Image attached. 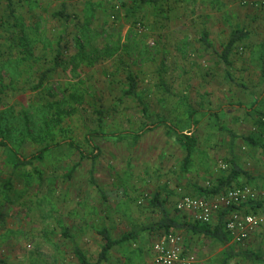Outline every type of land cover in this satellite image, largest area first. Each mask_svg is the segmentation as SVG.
<instances>
[{
	"label": "rangeland",
	"instance_id": "374dc122",
	"mask_svg": "<svg viewBox=\"0 0 264 264\" xmlns=\"http://www.w3.org/2000/svg\"><path fill=\"white\" fill-rule=\"evenodd\" d=\"M242 1L12 0L10 16L0 0V264H78L68 227L92 245L91 262L108 264L86 236L107 224L116 237L132 227L121 252L138 264L134 251L163 234L138 230L157 218L155 193L171 208L211 193L228 171L222 138L264 127V10ZM235 30L246 37L225 67ZM127 71L142 104L125 94ZM188 132L197 144L183 170L177 135Z\"/></svg>",
	"mask_w": 264,
	"mask_h": 264
},
{
	"label": "crops",
	"instance_id": "0c3cea01",
	"mask_svg": "<svg viewBox=\"0 0 264 264\" xmlns=\"http://www.w3.org/2000/svg\"><path fill=\"white\" fill-rule=\"evenodd\" d=\"M261 126H264V124H261ZM234 133L235 132L229 131V137L224 136L222 138L223 143L226 144L224 150L225 152L223 153L222 157H225L228 166V171L224 173L225 176L222 178L230 177V174L234 171L233 165L235 170H240L239 172H236L235 176H231V185L246 184L253 188L260 195V203L262 207L259 208L254 205L252 211L260 212L264 206V127L258 128L254 136ZM214 168L216 169V167ZM220 179L218 180V183L220 182ZM155 197L159 199V202L161 205H163L169 217L181 226L180 228H172L168 232H165L163 229H158V225L161 223L163 215L159 207H155L153 204L152 200ZM180 198H178L176 202ZM163 200V197L159 193H155L151 197L149 205L151 206V210L156 214L154 217L157 218H154L155 220L153 219V221L143 227V229L141 227L138 228V230H148L151 232L163 231L162 235L154 236V240L151 242L148 250L147 246L144 247V249H141V245L139 248L140 250L134 251V255H139L140 261L138 264H145L151 259L152 246L163 235L169 232L176 233L182 237L184 252L188 256L193 257V264H264V225L256 229L245 242L236 244L226 232L224 224L226 242H222L220 239H217L211 234H203L201 232H195L191 230L188 225L196 223L191 217V214L178 212L175 208L176 202L174 203V208H171V206L166 205ZM247 210L250 209L247 208ZM124 221L126 224L129 223L126 220ZM219 221V214H215L211 222L208 224L210 228L209 230L212 231L215 226L219 225ZM184 224H187L188 227H182ZM84 227L85 232L87 230L88 232L89 230L92 231V229L89 228L86 223H84ZM62 231V235L70 241L71 247L72 242H74L82 250L86 257H89L90 254L93 253V248L90 249L92 246L91 244L85 246L86 248L84 247L82 241H87V239L85 240V236L81 237L82 241H80L79 238H77V235L71 231V228L68 227ZM103 231L108 233L111 240H120L124 236H128V238L125 239L121 244L115 245L109 249V254L107 253L106 255V262H108V264H128V260L135 258L129 252H121V245H123L125 241L132 240V238L135 239V234L132 227L128 231L124 232L123 235L116 237L114 234V225L112 224V226H110L107 224V226L102 225L100 228H98L97 235L89 233L86 236H91L92 239H94L98 244L101 243L103 246L105 244L102 236ZM67 232L68 237L65 235ZM236 247L240 249L236 250ZM112 251L119 256V259L114 254H112ZM113 256L115 257V261L111 263L109 262V259H111ZM88 261L93 263L89 259Z\"/></svg>",
	"mask_w": 264,
	"mask_h": 264
},
{
	"label": "built area",
	"instance_id": "2783aa9c",
	"mask_svg": "<svg viewBox=\"0 0 264 264\" xmlns=\"http://www.w3.org/2000/svg\"><path fill=\"white\" fill-rule=\"evenodd\" d=\"M242 3L264 10V0H243ZM260 201V195L244 184L224 189L208 198L183 196L176 202L175 208L178 212L191 214L193 220L201 224H209L215 214L229 210L225 230L234 243L241 244L264 225V206L260 212L252 211L254 205L262 207ZM182 242V237L176 233L163 235L152 246V257L145 264H193L194 259L185 254Z\"/></svg>",
	"mask_w": 264,
	"mask_h": 264
},
{
	"label": "trees",
	"instance_id": "16d2710c",
	"mask_svg": "<svg viewBox=\"0 0 264 264\" xmlns=\"http://www.w3.org/2000/svg\"><path fill=\"white\" fill-rule=\"evenodd\" d=\"M6 1H7V7L9 10V14H10V16H12L13 15V8H12V2H11L12 0H6ZM168 1L169 0H141L142 4H150V5H157L159 2L165 4ZM64 10L57 12L56 14L58 16L62 17L65 21H67L68 16ZM245 37H246V33H244L242 30H235L231 34L228 42L225 44L222 52L219 54V60L221 61V63L225 67L230 65L229 58H230V54L232 52L233 47L235 46L236 43H238L240 40L244 39ZM201 42L203 43V45L206 48L210 49L212 47V45L209 41V38H208V33L206 31L202 32ZM60 54H61V43L58 42V52H57V55H56L55 60H54V67L55 68L60 65V62H59V55ZM52 69L54 70V68H51L50 70H46L42 74V76L39 80L38 87H41L42 83L45 81V79L48 77V75H50V72L52 71ZM262 76L264 78V69H262ZM126 81L128 83V88H127L125 94L136 99L138 101V103L142 104V102L140 101V99L137 96V92H136L137 91V83H136V79L134 77V74L131 71L126 72ZM143 110L145 112V108H143ZM194 115H195V111L190 109L189 116H190V119H193L192 126L196 127L197 122L193 118ZM99 119L101 120V118H99ZM100 130H101V125H99V130L97 132H94V135L95 136H101V135H99ZM169 130H171L177 134V132L174 129H172V127H169ZM138 137H139V134L135 136V138H138ZM177 140L180 143V145L184 148L185 156L183 158L182 168H183V170H187V167L191 161L192 153L196 147L197 141H196L195 136L193 134H191V132H188L187 134H184L182 136L177 135ZM88 142L90 144L92 143L90 136L88 137ZM2 145H6V143L3 141L0 142V146H2ZM70 145L77 148L73 144H70ZM78 150L81 154V157H84V153L80 150V148H78ZM96 150H97V148H96ZM43 152L44 151L38 152L37 154L33 155L31 157V159L32 160H40L42 158L41 155ZM91 155H92L93 162H94L97 155L95 153H92ZM30 162L31 161H26V160L24 161V160L18 158L19 164H22V165L23 164H29ZM233 168H234L235 172L233 171L234 173L232 172L230 174V177H228V178H221L220 182L215 187L212 188L211 193H208L207 195H205L204 198L212 197L213 195H216L217 193L223 191L224 188L231 186V182H230L231 176L232 177L235 176L236 172L240 171L238 169L235 170L234 165H233ZM72 172H73V170H72ZM72 172H70V173H72ZM90 179H91V182L94 183L93 170L91 171V178ZM152 201H153V204L155 207H159V209L161 210L162 215H163L162 221L158 225V229H163L165 232H168L172 228L177 229V228L181 227L176 221L172 220L169 217L167 211L165 210L163 205H161V203L159 202V199L157 197L153 198ZM250 207L253 208L252 205ZM228 212H229V210H224V211H221L219 213V220H220L218 223L219 225L215 226L212 231L209 230L210 228H209L208 224L195 223V224H189L188 226L191 230H193L195 232H201L203 234H211L212 236L216 237L217 239H220L222 242H226V236H225V232H224V224H225L224 219L227 216ZM188 226H187V224H184L182 227H188ZM65 235L68 237V232H67V234L65 233ZM102 236H103V239L105 241V244L102 246L101 253H100L99 258H98V262H101L105 259L106 255H107V253L111 247L118 245V244H121L125 239L128 238V236H124L120 240H111L106 231L102 232ZM72 249H73V253L76 256L79 264H95V263H90L88 261L87 257L84 255L82 250L74 242H72Z\"/></svg>",
	"mask_w": 264,
	"mask_h": 264
}]
</instances>
